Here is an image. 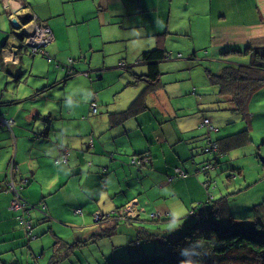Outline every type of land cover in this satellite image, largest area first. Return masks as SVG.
I'll return each mask as SVG.
<instances>
[{
    "label": "crops",
    "instance_id": "obj_1",
    "mask_svg": "<svg viewBox=\"0 0 264 264\" xmlns=\"http://www.w3.org/2000/svg\"><path fill=\"white\" fill-rule=\"evenodd\" d=\"M8 1L0 0V114L15 118L16 123L12 130L0 123V236H8L4 241L16 243V250L20 234L25 233L19 212L11 208L15 194L5 189L14 174L17 188L23 185L21 197L30 204L25 217L33 226L31 238L36 236L35 225L58 238L56 224L65 222L64 227L75 232L94 219L93 225L109 234H126L131 245L128 255L137 260L145 250L140 238L147 225L143 220L158 218L157 231L165 235L171 230L166 225H181L177 221L195 206L215 198L211 181L201 182V171L214 166L203 165L208 158L201 155L209 153L210 142L224 147V154L212 158L219 163L221 155L254 142L253 118L259 115L258 122L264 124V85L241 113L231 101L233 107L220 105L225 95L211 83L213 74L207 70L215 92L207 94L200 88L199 95H193L191 84H180L187 75L174 81L162 78L167 71L188 69V63L163 67L168 61L154 62L161 70L155 80L142 57L160 48L178 50L183 57L180 51L193 41L194 48L205 53L200 56L196 49L188 59L211 62L216 74L226 66L257 65L264 49V0H66L72 4L70 13L51 8L36 12L54 32L52 42L44 47L51 65L38 59L40 54H26L22 45H14L20 39H14L13 31L22 35L30 27L31 15L24 8L39 9L45 1L35 6L32 0H12L11 5ZM194 14L209 20L203 35L194 31ZM14 18L19 25L12 22ZM66 32L73 34L70 56L86 53L88 67L71 71L64 65L68 46L62 47L60 39ZM94 100L99 104L96 113L91 107ZM220 109H232L247 119H241L249 134L246 142L239 144L233 137L219 144L221 138L242 131L227 128V134L210 139L207 146L200 142L207 131L203 119L218 124V118L202 115ZM15 152L18 169L11 170ZM65 153L68 163H57ZM143 155L149 161L135 165L134 158ZM119 208L118 223L103 219ZM169 217H176L175 221L162 224ZM4 252L0 250V264H13L2 260ZM57 252L61 254L60 247ZM127 258L124 254L112 264Z\"/></svg>",
    "mask_w": 264,
    "mask_h": 264
},
{
    "label": "rangeland",
    "instance_id": "obj_2",
    "mask_svg": "<svg viewBox=\"0 0 264 264\" xmlns=\"http://www.w3.org/2000/svg\"><path fill=\"white\" fill-rule=\"evenodd\" d=\"M43 7H38L39 9H36L37 7H26L24 8L25 12H28L33 17L34 21L30 20L27 21V24L30 26L28 30L26 31L25 41L20 43L16 42L14 43L15 46L19 47L22 45L24 48H26L28 51H25L26 54H29V52H32V54H40L38 59L43 60L47 65L48 64L47 59L51 60L52 57H49L50 55L43 51V47H38L37 42H44L45 40L42 38H38L33 35V30L36 27V24H41L45 27H47L50 31V34L54 35V32L52 28L46 24V22L39 17V15L36 13L37 11L43 10L45 8H51L53 11H56L57 13H62L65 11L66 13L72 12V4L67 3L66 0H32V4L35 6L37 4H41ZM57 17L50 18L49 21L53 22ZM193 27L194 31L197 34L203 35L204 30L209 27L208 22L209 20L205 17H200L197 15H193ZM26 30V29H25ZM48 32L47 30H45ZM15 34V33H14ZM16 37L15 40L19 39V35L15 34ZM73 39V34L65 33L63 37L60 39V44L62 47L68 46V52L67 54V60L65 62V66H67L71 71L73 68L75 70H82L83 66L88 67V61L86 53H79L76 57H71L70 54H72L71 49V40ZM34 43V46L31 44ZM52 42V41H50ZM191 44L189 47L182 49L180 52H183L184 56L182 57L181 53H178V50H171V49H165L162 48L165 53L166 57L163 58V61H168L167 63H163V67H166V65H179L180 63H188V69H180L178 68L176 71H167L162 78L164 80H172L174 81L177 77L185 74L187 75L188 80L181 82L180 84L189 83L192 85L190 91H194L193 95L197 94L199 95V92L201 90L206 89L207 94H211L215 92V86H218L219 93L220 87L219 84L209 81L207 74H206V68H212L211 62L205 60H195L192 56V59H188L189 56L197 49V53L200 56H203L204 50H199V48H194L195 42L191 41ZM50 45V44H49ZM161 49V48H160ZM12 54L15 55L16 50L15 48H12L11 50ZM10 51L9 54L3 58L5 63L9 60L10 57ZM45 58H43V57ZM61 58L64 56V53H60ZM176 56L178 58H176ZM182 57V58H181ZM12 59V58H11ZM10 59V61H12ZM74 59V62L72 61ZM170 60V61H169ZM125 65V64H123ZM215 66V65H214ZM235 68H263L260 65H252V66H234ZM164 72V71H163ZM222 73V72H221ZM221 73L216 74V72L213 73L214 75H219ZM174 85V84H172ZM193 86L197 88L196 91L193 90ZM201 88V90H200ZM262 88V87H261ZM260 88V89H261ZM259 89V90H260ZM258 90V91H259ZM197 92V93H196ZM223 96V94H222ZM189 99V98H186ZM226 101L224 102L222 100V103L220 104L222 107L230 108L233 107V100L230 95L227 94L225 97H223ZM232 103H231V102ZM204 106L203 108H205ZM197 110V109H196ZM206 110V109H203ZM7 121L10 119H13L16 123V119L13 117H7L5 114H1ZM214 116V118H218V124H216L214 121L212 123L219 127L218 129H222V131L219 133L218 131H209L207 127L205 128L207 131L203 132V135L201 136V143L209 144L211 140H214L218 136H223L227 134V131L233 130L232 132H239L245 128V123L242 121L247 120L244 118L243 114H237L233 112L232 109H224L223 111L220 109L217 111H208L205 113V115L202 116H208L211 117ZM258 116L253 118V126H252V136L254 142L247 144L233 149L232 151H229L225 155L220 156V162L217 163V160L214 162L212 161V158H214V155H211L209 153H202L201 155L206 156L208 159L204 161L203 165H208V163H212L213 167H208L209 171H201L202 180L201 182L204 185V182L211 181L210 185V192H213L215 195L214 199H219L221 197H225L227 199V204L230 206V209H226L222 211L221 220L227 222L228 224L232 225H249L251 223L255 222H264V164H262V156H264V124L263 122H258ZM249 118V117H248ZM205 119V118H204ZM203 119V120H204ZM242 119V120H241ZM250 119V118H249ZM227 122H230L227 124ZM5 127H8L10 130H12L11 125L8 123L4 124ZM227 128V131H226ZM243 128V129H242ZM207 132H209L210 137L207 138ZM230 132V133H232ZM207 133V134H205ZM239 137H242V135L238 134ZM211 139V140H210ZM210 140V141H209ZM221 154H224L221 152ZM261 156V158H260ZM13 170V169H11ZM209 193V192H208ZM207 194V192H206ZM203 198H206L205 195H203ZM261 204V205H260ZM225 206V205H224ZM262 209V213L260 211ZM176 217L167 218L165 221L159 222L162 224H169L175 221ZM191 216L187 215L183 217L182 219H179L177 222L181 223V225H177L176 227H171L170 225H166L165 228H171L170 231H176L179 228L180 229H186L193 223V220L191 221ZM18 219V218H17ZM19 221V219H18ZM202 219H199L198 225L200 226H206L203 225ZM21 223V222H20ZM94 219L91 223H89L85 228L80 229L76 228L75 232L72 231V228L67 229L64 227L65 222H62V225L56 224V227L58 228V233L60 234L57 238L54 236L52 232L50 234L45 233L44 231H39L38 228L41 226L35 225L34 234L37 236L31 238L28 240L27 231L23 234V232L20 234L21 236V243L19 246H17L16 250H13V246L17 245L16 243H12L11 241L5 240V238H8V236H0V250H5V252L2 254V260L3 261H10L11 263L15 264V260H18L16 264H35V257L37 258V264H49L52 251L56 247H60L61 254L65 255L66 257H56L54 260L56 261V264H112L113 261H115L117 258H119L122 255L128 256V258L123 261L125 262H134L136 260H133L131 257H129L127 248L131 246L128 242L129 239L127 238L126 234L123 236L116 233V234H109L108 230L101 229L95 225ZM127 223H121V225H126ZM149 225L155 224V222H148ZM186 226V227H184ZM120 227V226H119ZM118 227V229H119ZM22 230V228H20ZM65 230V231H63ZM67 230V231H66ZM23 231V230H22ZM5 237V238H3ZM145 241V248L150 249L151 242L144 238ZM25 244V246H23ZM154 245V244H153ZM16 252V253H15ZM140 254L137 260L140 258ZM216 261V260H214ZM123 263L122 261H120ZM118 262V264H121Z\"/></svg>",
    "mask_w": 264,
    "mask_h": 264
},
{
    "label": "trees",
    "instance_id": "obj_3",
    "mask_svg": "<svg viewBox=\"0 0 264 264\" xmlns=\"http://www.w3.org/2000/svg\"><path fill=\"white\" fill-rule=\"evenodd\" d=\"M31 21H34L32 16ZM13 32L17 33V31ZM26 34L25 30L22 38L19 35L20 43L26 40ZM165 57L166 53L163 49L148 51L146 55H143L142 60L149 63L148 69L151 79L156 80L161 74L158 64L154 62ZM258 65L263 68L226 66L221 74L214 75L212 78V82L219 84L220 92L223 95L227 96L228 94L232 97L236 109L241 113L246 111L250 97L264 85V49L260 55ZM242 131L238 134L243 135L245 132V136L239 137L238 134H235L224 137L218 140L219 144L233 137L234 142L237 139L239 140V144L246 142L248 140L246 137L249 136L248 131L246 129ZM221 147L223 146L219 145L220 153L222 152ZM21 187L23 188V185L20 186L19 192L22 189ZM15 197L16 195H14ZM20 202L24 207L16 210L19 212L17 218L22 223L23 229L27 231L28 239H31L32 236L29 233H31L33 226L28 230L21 219L23 217L25 218L24 221H30L29 217H25V208L30 204L23 197H21ZM121 209L114 210L103 219L110 218L118 223ZM226 209H230V206L227 204L225 197L209 199L195 206L191 211L189 216L192 217L191 221L193 220V223L191 225L194 224L193 226L169 231L165 235L157 231L156 221L158 218L152 217V219L143 220L147 225H144V228L140 231V238L144 248V238L151 242L150 249L145 248L139 260L121 264H264V222H255L249 225L228 224L220 219L222 211L224 215ZM260 211L262 213V209ZM77 212L83 213L82 209H78ZM103 219L102 217L98 218L96 222ZM199 219L204 220L203 225L206 226L198 225ZM151 221L155 222L152 227L148 224ZM115 226H118V224ZM56 257L66 256H62L57 252L56 247L50 264H56L54 260Z\"/></svg>",
    "mask_w": 264,
    "mask_h": 264
},
{
    "label": "built area",
    "instance_id": "obj_4",
    "mask_svg": "<svg viewBox=\"0 0 264 264\" xmlns=\"http://www.w3.org/2000/svg\"><path fill=\"white\" fill-rule=\"evenodd\" d=\"M36 24V27L35 29L33 30V35L38 37V38H42L44 39L45 41L44 42H37L39 45L38 47H42V46H46L50 43V41L53 40V34H50V31L47 27L41 25V24ZM45 30H47L48 32H46ZM34 43L35 42H32L31 44L34 46ZM43 47V51H45V48ZM46 53H48L47 51H45ZM91 107H92V110L96 113L98 111V108H99V104L97 101H92L91 103ZM0 123L2 126H4V124L8 123L9 125H12L15 123V121L13 119H10V120H6L1 114H0ZM202 126L203 127H207V129L211 132V131H218V129L212 125L210 119L208 118H205L203 121H202ZM207 152H209L211 155H218L219 153V146L217 144L216 141H211L208 148H207ZM149 161V158L147 155H143V156H139V157H135L134 158V164L135 165H141L143 163H147ZM57 163H60V162H63V163H68V154L65 153L61 158H58L56 160ZM211 167V165H210ZM207 169V168H206ZM22 188V187H21ZM5 189L6 191H12L16 197L13 199L12 201V209L14 210H18L20 208H23L24 206L21 204L20 202V199H21V195H20V192H19V189L17 188V185L15 183L14 180H11L9 179L5 185ZM22 221L26 224V228L28 230H30L32 228V225L30 222H26L24 221L25 218H21Z\"/></svg>",
    "mask_w": 264,
    "mask_h": 264
},
{
    "label": "water",
    "instance_id": "obj_5",
    "mask_svg": "<svg viewBox=\"0 0 264 264\" xmlns=\"http://www.w3.org/2000/svg\"><path fill=\"white\" fill-rule=\"evenodd\" d=\"M9 3H10V5L11 4H14V2L12 1V0H10V1H8ZM12 22L15 24V25H19V21L16 19V18H14L13 20H12ZM25 32V31H24ZM17 34V33H16ZM20 38H22V35L20 36ZM24 38V37H23ZM261 160H262V162H264V158H261ZM9 167L11 168V169H18V164H17V162H16V152L11 156V158H10V162H9ZM10 177H11V180L12 179H14V174H11L10 175Z\"/></svg>",
    "mask_w": 264,
    "mask_h": 264
},
{
    "label": "bare ground",
    "instance_id": "obj_6",
    "mask_svg": "<svg viewBox=\"0 0 264 264\" xmlns=\"http://www.w3.org/2000/svg\"><path fill=\"white\" fill-rule=\"evenodd\" d=\"M206 70L209 72V74H213L214 72L210 68H206Z\"/></svg>",
    "mask_w": 264,
    "mask_h": 264
},
{
    "label": "flooded vegetation",
    "instance_id": "obj_7",
    "mask_svg": "<svg viewBox=\"0 0 264 264\" xmlns=\"http://www.w3.org/2000/svg\"><path fill=\"white\" fill-rule=\"evenodd\" d=\"M28 29H26V31H27Z\"/></svg>",
    "mask_w": 264,
    "mask_h": 264
}]
</instances>
